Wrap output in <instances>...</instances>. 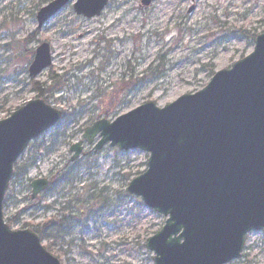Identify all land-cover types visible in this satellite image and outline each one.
I'll return each mask as SVG.
<instances>
[{
	"label": "rangeland",
	"instance_id": "374dc122",
	"mask_svg": "<svg viewBox=\"0 0 264 264\" xmlns=\"http://www.w3.org/2000/svg\"><path fill=\"white\" fill-rule=\"evenodd\" d=\"M53 1L0 0V122L37 100L33 84H49L50 72L63 89L47 103L64 114L19 159L29 169L11 182L4 220L13 231H35L65 219L60 241H42L62 264H154L146 244L166 220L127 192L149 155L109 145L96 153V138L70 163V149L95 122L148 102L164 108L250 55V35L264 32V0H150L148 7L110 0L93 19L78 16L73 0L39 29L38 13ZM44 43L53 65L33 79L29 67ZM64 173L72 186L59 183L31 199L34 180ZM231 264H264V231L251 233L243 258Z\"/></svg>",
	"mask_w": 264,
	"mask_h": 264
},
{
	"label": "water",
	"instance_id": "95a60500",
	"mask_svg": "<svg viewBox=\"0 0 264 264\" xmlns=\"http://www.w3.org/2000/svg\"><path fill=\"white\" fill-rule=\"evenodd\" d=\"M110 0H78V16H101ZM71 0H55L37 20L41 29ZM150 0L143 4L148 7ZM48 44L37 50L31 78L51 67ZM62 112L41 99L0 122V264H61L31 230L13 231L4 221V200L15 164L30 143L60 122ZM149 154L147 171L128 193L166 218L147 241L154 264H230L241 258L246 237L264 231V34L253 53L213 77L200 92L159 108L149 102L117 118L100 120L72 146L73 163L84 141ZM52 181L31 184L32 200Z\"/></svg>",
	"mask_w": 264,
	"mask_h": 264
},
{
	"label": "trees",
	"instance_id": "16d2710c",
	"mask_svg": "<svg viewBox=\"0 0 264 264\" xmlns=\"http://www.w3.org/2000/svg\"><path fill=\"white\" fill-rule=\"evenodd\" d=\"M258 35L259 34L257 33H253L250 35L249 39H250L252 46H254L255 40ZM48 77H49V84H39L36 82L33 84V91L38 94L37 98L44 99L46 102H49L53 94L63 89V84H61V77H59L57 74L53 72H50ZM28 169L29 167L26 164L20 167H18V165L16 164L13 178L16 177L18 173L23 170L24 172H22L21 176L25 177L27 175ZM59 183L60 184L63 183L65 185H71V186L74 184L73 180L70 178V176L67 173H64L62 179L56 182V184H59ZM12 224H13V221H9V225L11 226ZM66 227H67V221L65 219H61V220L51 219L49 222L41 226V228L36 229L35 232L39 235L42 241L47 239V240H53L54 242H56V241L61 240L63 236V230ZM46 249L50 253L53 254L54 251H53L52 245L47 246Z\"/></svg>",
	"mask_w": 264,
	"mask_h": 264
}]
</instances>
